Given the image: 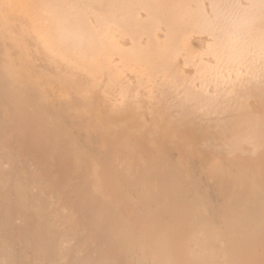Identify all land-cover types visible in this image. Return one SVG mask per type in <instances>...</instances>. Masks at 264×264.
<instances>
[{"label":"bare ground","instance_id":"obj_1","mask_svg":"<svg viewBox=\"0 0 264 264\" xmlns=\"http://www.w3.org/2000/svg\"><path fill=\"white\" fill-rule=\"evenodd\" d=\"M0 264H264V0H0Z\"/></svg>","mask_w":264,"mask_h":264}]
</instances>
